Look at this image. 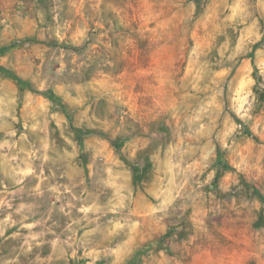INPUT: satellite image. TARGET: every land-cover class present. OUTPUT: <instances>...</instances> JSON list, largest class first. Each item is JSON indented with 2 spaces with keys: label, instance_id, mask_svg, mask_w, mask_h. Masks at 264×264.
<instances>
[{
  "label": "rangeland",
  "instance_id": "1",
  "mask_svg": "<svg viewBox=\"0 0 264 264\" xmlns=\"http://www.w3.org/2000/svg\"><path fill=\"white\" fill-rule=\"evenodd\" d=\"M0 264H264V0H0Z\"/></svg>",
  "mask_w": 264,
  "mask_h": 264
},
{
  "label": "trees",
  "instance_id": "2",
  "mask_svg": "<svg viewBox=\"0 0 264 264\" xmlns=\"http://www.w3.org/2000/svg\"><path fill=\"white\" fill-rule=\"evenodd\" d=\"M0 71L4 72V73H6V74H8L10 76H13V74L11 73V71H9V70H7V69H5L3 67H0Z\"/></svg>",
  "mask_w": 264,
  "mask_h": 264
}]
</instances>
